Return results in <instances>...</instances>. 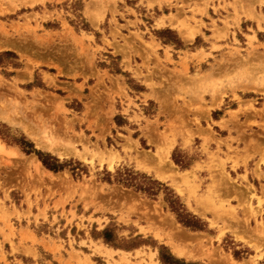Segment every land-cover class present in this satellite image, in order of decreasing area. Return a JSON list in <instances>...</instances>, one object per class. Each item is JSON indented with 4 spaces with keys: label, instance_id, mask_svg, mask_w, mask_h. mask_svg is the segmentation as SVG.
Masks as SVG:
<instances>
[{
    "label": "rangeland",
    "instance_id": "obj_1",
    "mask_svg": "<svg viewBox=\"0 0 264 264\" xmlns=\"http://www.w3.org/2000/svg\"><path fill=\"white\" fill-rule=\"evenodd\" d=\"M165 1L170 7L174 2L176 13L162 16L155 26L182 17L179 28L187 40L205 27L198 17L207 16L211 38L227 39L239 21L237 5L251 1L264 11V0ZM126 4L131 6L125 0H0V264H21L14 258L22 254L37 264H161V246L187 263L264 264V186L257 192L246 179L250 170L262 178L264 130L251 127L255 115L264 117V103L256 110L261 101L234 92L237 110L216 126L212 119L218 117L211 119L209 112L219 103L207 106L202 96L218 94L221 102L225 83L207 79L199 66L189 67L191 61L201 64L205 55L180 63L159 59L158 45L145 42L139 31H126L136 24L125 21L123 11L135 15ZM210 5L214 13L225 12L223 18L218 15L222 28L210 19ZM147 7L151 14L143 19L151 22L157 14L151 3ZM249 17L262 29L260 11ZM125 22L129 27L122 26ZM151 33L177 43L171 31ZM254 39L246 37L251 52L257 49ZM7 44L12 50L3 47ZM231 50L227 55L236 59L220 64L235 67L245 89L264 86V59L251 52L243 59L240 50ZM229 121L236 137L217 140L218 127ZM232 142L245 147L232 148ZM28 143L64 169L46 170L34 153L24 152ZM168 147L164 158L160 152ZM124 169L172 190L204 230L179 224L162 188L148 197L117 183L116 172ZM235 170L244 175L236 176ZM105 229L111 244L103 240ZM26 242L37 251L25 248Z\"/></svg>",
    "mask_w": 264,
    "mask_h": 264
},
{
    "label": "crops",
    "instance_id": "obj_2",
    "mask_svg": "<svg viewBox=\"0 0 264 264\" xmlns=\"http://www.w3.org/2000/svg\"><path fill=\"white\" fill-rule=\"evenodd\" d=\"M130 2L131 6H127L130 10L134 11L135 15L133 16L128 11H123V14L125 15V21L126 22H135V26L130 28L127 23H123L122 26H128L129 28L126 29L128 32H134L139 31L140 33H143V39L147 43L154 42V45H158L156 53L158 55L159 59H172L174 63H180L181 61L179 59H198V56H201L202 54L205 55L203 59H206L201 64L197 65L196 63L192 62L189 63V67H197L199 66V69H201V73L204 75H207V79H213L215 81H223L225 83V86L223 87V90L221 92H225L224 97L221 98V102L219 101V95L212 96L210 92L205 93L203 97V101L207 104V106H215L218 104L217 107L213 108L209 112V117L211 118V115L215 114L218 118L212 119V122L218 126L217 124L221 123L223 120H228V112H232L236 109L237 105L236 101L233 100V93L235 92V95L237 97H246L249 96V99L258 100L261 101V107H255L256 110H261L263 103H264V86L261 84H256L253 86V84L247 85V87H252V89H245V81L243 79L239 78V73L235 72V67L226 66V64H220V61L222 59H236L235 56L233 58H229L227 53L233 52L231 49L237 48L240 50V54L243 59H249L248 55L250 51V47L248 45V42L246 40V37H252L254 36L255 39L252 42V45L257 48L251 53L256 54V59H264V24H261L262 29H258V24L256 22V19H252L249 16H257L259 11L261 15L264 16V11L262 10V7L259 6L258 3L252 4L250 8H247V3L244 5V7H240L237 5V14L239 17V21L236 23V25L231 26L228 30L227 39H215L211 38L212 32L211 27H207V25H210V21L208 20L207 16L198 17L197 19H200L205 27H202L200 29V32L195 34L192 38V40H187L185 38L186 31H180L179 28L180 25L178 21L182 19V17L178 18L174 21V19H169L168 21H165L163 27H156L155 23L159 21V19L163 17H168L169 15H175L176 8L174 7L175 4L173 2L172 7L167 5V2L165 0H125ZM187 1V0H186ZM235 0H225L223 3L225 4H232ZM249 1V0H248ZM147 2L151 3L153 7L151 8L153 12H155L157 15L156 17L151 18V22H145L144 18H148V16L151 14L150 9L147 7ZM213 5L216 7L218 6L217 1L212 2ZM219 5H222L219 3ZM140 6V7H139ZM136 7H138V11L136 10ZM143 9L142 10H140ZM167 13V14H166ZM171 13V14H170ZM208 15L210 16V19L213 21H216L217 27L222 28L221 24L217 23V21H221L220 16L223 18L225 17V12L219 10L218 14L214 13L212 11V7L210 5V8L207 11ZM227 13L232 14V11L230 7H227ZM249 14V15H248ZM220 15V16H218ZM186 17H189L186 15ZM174 21V22H173ZM142 24V25H141ZM164 31L168 30L173 32L176 35L177 43L173 44L172 42H164L161 40H158L151 31ZM146 31L149 32V35H147ZM123 32V31H122ZM124 36H128L129 34L123 32ZM198 41V42H197ZM237 43V44H236ZM139 44V43H138ZM100 48L101 46L98 45ZM216 47V49H214ZM169 55V57H168ZM194 56H197L195 58ZM130 59H133L132 57ZM142 59V58H139ZM242 67L241 69L245 68V65L241 62ZM260 66V65H259ZM169 69H172V67H168ZM175 68L178 70V65L175 66ZM198 69V67H197ZM242 72V71H240ZM238 75V77H236ZM230 78L232 80L231 83H226L227 79ZM259 79V78H258ZM263 90V91H262ZM231 103V107H225L226 103ZM224 107V108H223ZM223 108V109H222ZM249 115H252L250 113ZM248 115L242 116L243 118ZM241 117V119H242ZM255 119V125L251 127L252 131H259V129L264 130V128H261L259 124L264 123V117L262 116H256ZM232 122L229 121V124L225 128H219V131L222 132V134H217L220 140L227 139L228 137L235 138L236 134L231 129ZM232 148H237L239 150L244 149L243 144H237L236 142L231 143ZM221 151L225 152V147L221 148ZM262 153V149H259L257 152L254 153L255 159H259L260 155ZM243 155V154H242ZM240 171H243L242 169ZM236 176H243L244 173L240 172L238 173L237 170L234 171ZM260 173L262 175V178L259 179L255 173H253V170H250L247 172L246 179L248 184L253 185L255 189L259 190V185L264 186V163L260 167ZM257 175L259 176V173L257 172ZM251 180L253 183H251ZM243 184V183H242ZM258 196V195H257ZM255 203V202H254ZM10 208V206H8ZM264 208V207H263ZM11 211V209H10ZM32 214L33 211H32ZM30 238L34 239L36 243H40L42 240V237L38 236L35 233L30 234ZM20 234H15L14 237V246L18 249L19 247V240H20ZM0 241H3L2 235H0ZM23 246L25 248H29L31 250L37 251V248L32 244V242H26L23 243ZM22 250V249H19ZM136 252V251H135ZM15 261H20L21 264H37V262H34V259L31 256L28 255H17L16 258H14Z\"/></svg>",
    "mask_w": 264,
    "mask_h": 264
},
{
    "label": "trees",
    "instance_id": "obj_3",
    "mask_svg": "<svg viewBox=\"0 0 264 264\" xmlns=\"http://www.w3.org/2000/svg\"><path fill=\"white\" fill-rule=\"evenodd\" d=\"M2 55H11L10 52H4ZM22 146V144H21ZM26 154L34 153L42 166L53 173H57L64 169V165L60 164L57 159L50 156L49 154H43L40 151L33 149L31 144H25ZM24 149L23 147H21ZM175 162H177L175 160ZM143 179L138 181L137 177ZM115 181L125 187L133 188L136 192L142 193L148 197H156L161 188L165 191V201L169 205L171 211L176 215V219L183 227L191 229L193 231H203L204 225L202 221L191 214H189L184 206L181 204L180 199L175 193L165 185L146 177L143 174H137L129 169L119 170L116 172ZM103 240L106 244H111L110 230L105 229L103 232ZM158 257L161 264H198V263H187L184 260L174 257L167 248L160 247L158 251Z\"/></svg>",
    "mask_w": 264,
    "mask_h": 264
},
{
    "label": "bare ground",
    "instance_id": "obj_4",
    "mask_svg": "<svg viewBox=\"0 0 264 264\" xmlns=\"http://www.w3.org/2000/svg\"><path fill=\"white\" fill-rule=\"evenodd\" d=\"M249 1H250V0H249ZM246 3H247V2H246ZM248 3H249V2H248ZM251 4H252V3H251V1H250V3H249L248 5H251ZM244 5H246V4H244ZM248 5H247V6H248ZM247 6H246V7H247ZM252 6H253V5H252ZM249 8H250V7H249ZM251 16H252V15H251ZM11 44H12V43H11ZM3 47H4L5 49L12 50V46H10V44H7V45H5V46H3ZM1 48H2V47H1ZM14 48H16V47H14ZM16 50H17V49H16ZM28 73H29V71L26 70V71H25V74H28ZM26 132H27V134H29L30 136H34V134H33L34 132L32 133V131L30 132V131H28V130H26ZM35 137H36V136H34V141H35L36 145H37V146H40V147L43 146V144L41 143V140L38 139V137H37V138H35ZM44 145H45V144H44ZM53 148H54V147H53ZM169 149H171V148H169V147H168V148H165V149L162 150V152H160V153L163 154V157H164V158H166L167 155L170 153V152H169ZM57 150H58V149H54V151H55L60 157H62L64 154L58 152ZM168 152H169V153H168ZM159 156H160V155H159ZM113 160H115V157H111V158L109 159V166L112 165ZM35 163H36V168H37V169H40V167H42L41 164L39 163V161L36 160ZM145 164H146V163H145ZM188 173H189V172H188ZM55 177H56V176H55ZM167 179H168V178H167ZM175 249H176V248H175ZM177 253L180 254L179 251H177ZM178 254H177V255H178ZM178 256H181V255H178Z\"/></svg>",
    "mask_w": 264,
    "mask_h": 264
}]
</instances>
